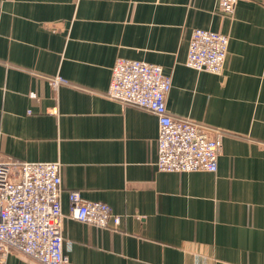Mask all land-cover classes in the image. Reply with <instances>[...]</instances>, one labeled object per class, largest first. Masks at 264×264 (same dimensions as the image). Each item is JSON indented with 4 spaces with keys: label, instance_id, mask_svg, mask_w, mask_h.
Segmentation results:
<instances>
[{
    "label": "crops",
    "instance_id": "crops-1",
    "mask_svg": "<svg viewBox=\"0 0 264 264\" xmlns=\"http://www.w3.org/2000/svg\"><path fill=\"white\" fill-rule=\"evenodd\" d=\"M218 3L0 0V160L60 162L69 264H264V0ZM195 28L228 36L222 72L186 64ZM117 58L170 76L169 115L221 139L215 171L158 169L156 115L106 94ZM71 189L119 226L73 219Z\"/></svg>",
    "mask_w": 264,
    "mask_h": 264
},
{
    "label": "built area",
    "instance_id": "built-area-1",
    "mask_svg": "<svg viewBox=\"0 0 264 264\" xmlns=\"http://www.w3.org/2000/svg\"><path fill=\"white\" fill-rule=\"evenodd\" d=\"M237 0H219V8L233 11ZM229 38L202 28L191 32L186 64L196 70L220 73ZM53 88L66 80L48 78ZM171 78L160 65L142 60L117 58L106 94L153 112L158 121L156 166L162 171H215L221 149L220 137L210 136L189 119L169 115L167 96ZM33 96L35 94L32 93ZM59 161L0 160V261L21 253L39 264H69L62 235ZM69 215L98 227L117 228L121 217L98 200L85 198L79 189L68 194Z\"/></svg>",
    "mask_w": 264,
    "mask_h": 264
}]
</instances>
